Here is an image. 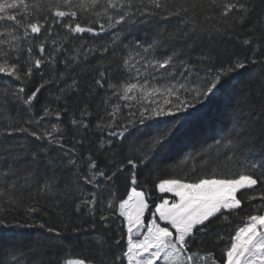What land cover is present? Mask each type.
Masks as SVG:
<instances>
[{
  "label": "snow or ice",
  "instance_id": "snow-or-ice-1",
  "mask_svg": "<svg viewBox=\"0 0 264 264\" xmlns=\"http://www.w3.org/2000/svg\"><path fill=\"white\" fill-rule=\"evenodd\" d=\"M138 25L147 38L125 44ZM245 72L218 136L180 150L166 167L183 175L150 207L155 162ZM254 201L264 210V0H0V264H220L201 245L233 218L224 264H264V214L239 216ZM37 213L63 227L21 222ZM88 221L67 259L64 233ZM12 227L43 231L21 242Z\"/></svg>",
  "mask_w": 264,
  "mask_h": 264
},
{
  "label": "trees",
  "instance_id": "trees-1",
  "mask_svg": "<svg viewBox=\"0 0 264 264\" xmlns=\"http://www.w3.org/2000/svg\"><path fill=\"white\" fill-rule=\"evenodd\" d=\"M148 26L138 25L136 29H132L129 31L127 35V39H124V43L127 44L132 40H136L139 38H147L149 35L147 31ZM123 39V36L121 37ZM85 39H90L89 36H85ZM110 40V37L107 35L102 36V41L107 42ZM100 42V41H98ZM95 63V62H93ZM247 80V73L238 74L235 78H233L229 84L226 86L225 89H222L221 92L217 93V95L212 98V100L201 109L199 113L198 120L190 126L186 136L176 144L175 148L167 154V157L158 159L155 163L159 166V171L154 173L153 176L148 180V187L152 189V193L155 194L153 199H150V207L153 204V200L158 203L159 199L157 193H155V185L162 179H171V178H178L179 175H183V171L177 170L176 176L173 175V172L168 169L166 166L168 164L173 163L178 158V153L181 149L189 150L193 147H199L205 143H211L212 138L214 136H218L219 131L223 128L224 124L226 123L227 114L230 111V98L233 92V89L236 88L238 85L243 84ZM31 87V85H30ZM47 93H44L40 97L41 103L44 102ZM35 111L39 113V104L36 105ZM55 147V146H53ZM191 165H188L187 168H190ZM185 168L184 170H187ZM127 193V190L121 184L118 189V194L120 198H124ZM258 201H254L251 205L245 204V211L240 212L239 216L244 217L248 214H263L264 210L259 212L254 211L256 204ZM27 220V223H33L36 221L37 223L41 220L46 221L48 226L55 225L56 227L60 228L63 227V224L59 220V218L53 216L51 219L44 217L41 213H37L33 219H27L26 217L21 220L23 222ZM87 220V218H85ZM80 221L77 218H73V222L71 226H75L79 224ZM89 223L85 222L82 225L83 231L80 232H73V231H66L64 236L66 237L64 241L65 250L69 253L67 255V259H75L79 258L78 253H82L85 250V241L89 239V233L92 232L89 229ZM243 221L240 219L233 218L231 224H225L222 227L217 229V233L223 235L225 237V241L218 242L215 240V235L212 237L203 238L205 243L201 245V247L205 248H214L215 255L218 260H220V264H224L223 259H221V251L224 249L226 244L228 243V238L231 235H234L235 228L237 226H242ZM42 229L38 227H12L8 230L9 235H14L17 240L23 242L32 237L36 234L42 232ZM95 233H93L94 235ZM124 241H122V244ZM61 256H64V250L59 253ZM126 264V262H125Z\"/></svg>",
  "mask_w": 264,
  "mask_h": 264
},
{
  "label": "rangeland",
  "instance_id": "rangeland-1",
  "mask_svg": "<svg viewBox=\"0 0 264 264\" xmlns=\"http://www.w3.org/2000/svg\"><path fill=\"white\" fill-rule=\"evenodd\" d=\"M168 195H169V197H167V198L171 199V195H172V194H168ZM263 214H264V213H263Z\"/></svg>",
  "mask_w": 264,
  "mask_h": 264
}]
</instances>
